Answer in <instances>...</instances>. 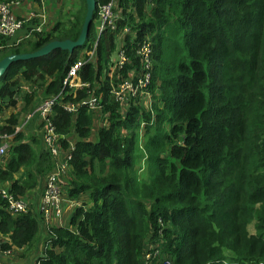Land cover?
Wrapping results in <instances>:
<instances>
[{"label": "trees", "instance_id": "16d2710c", "mask_svg": "<svg viewBox=\"0 0 264 264\" xmlns=\"http://www.w3.org/2000/svg\"><path fill=\"white\" fill-rule=\"evenodd\" d=\"M94 1L80 47L12 62L0 76V134L12 136L0 185L20 197L51 166L40 134L23 140L17 114L3 117L17 97L22 108L34 100V90L19 92V80L54 95L67 67L94 42L82 79L92 90L103 76L93 96L107 124L93 134L83 103L74 119L53 105L55 132L73 140L63 190L76 205L67 223L44 237L38 263L141 264L147 244L157 243L172 264H264V0H150L148 9L147 0H117L119 26L126 21L150 35V89L156 88L151 108L129 104L124 114L106 78L114 34L94 28L97 7L108 0ZM79 3L72 19L49 31L15 13L24 23L13 37H0V59L75 40L85 12ZM20 31L25 39L16 41ZM128 69L116 72L124 78ZM84 98L80 91L73 101ZM68 140H60L62 149ZM39 233L31 210L11 215L0 198V236L8 239L1 247L27 249Z\"/></svg>", "mask_w": 264, "mask_h": 264}, {"label": "built area", "instance_id": "2783aa9c", "mask_svg": "<svg viewBox=\"0 0 264 264\" xmlns=\"http://www.w3.org/2000/svg\"><path fill=\"white\" fill-rule=\"evenodd\" d=\"M147 1L145 9H148L150 6V0ZM16 3V1L0 2V37H13L24 23L25 19L22 20L17 17L12 10V6ZM33 16L31 13L28 14V18ZM121 18V7L118 5L117 0H108L98 5L94 28L97 34L106 29H109L114 34L113 50L107 65L106 78H110L108 92L112 99L120 106V113L124 114L129 104L139 105L145 109L151 108L156 88H153V92L150 89V35L145 31L137 34L136 29L128 25L126 21L119 26L118 22ZM33 28L38 30L36 26ZM125 35H128V42H124L123 40ZM94 46L95 42L79 52L76 59L65 70L60 81L59 90L54 95L41 98L35 107V112L40 119L39 134L48 152L51 166L44 176V185L35 208L31 209L26 195L23 197L14 196L8 191L6 186L0 185V198L5 200L7 211L11 215H14L31 210L39 223L40 229L47 236L51 234L50 231L53 227L64 226L61 222L60 224L58 223V220L63 215L64 207L72 209L76 205L73 200L64 195V181L62 178L69 166V150L72 149L73 142L71 144L70 140L72 139H70L68 140L67 148H61L60 140L65 139V136L56 133L50 122L53 105H60L64 111L72 114V119H74L77 105L83 103L86 111L91 114L93 122H96L97 128L105 127L107 124V114L102 113L101 105L98 103L99 99L97 98L96 100V97L93 96L94 89L99 92L101 85L99 80L103 79V76H99V80L95 82L96 85L93 86L92 90L90 89L89 82L82 79L83 66L93 59ZM124 65L129 67V69L123 78L118 76L116 71L120 70ZM112 77H114L113 81L111 80ZM80 91H84L87 94V98L74 102V96ZM98 112L102 116L99 117ZM30 116L31 113L26 115L22 125L25 124ZM19 129L21 128L15 126V131H19ZM11 138V135L0 134V166L2 165V159L7 152ZM44 237L40 241V248L37 255L33 257L31 264H39L37 259L44 255L43 248H41L47 244V240L45 241ZM4 241L8 243L7 237L0 236V264H8L12 250L16 248L12 245L11 247H1V243ZM141 264H172V261L161 255L157 243H149L141 257Z\"/></svg>", "mask_w": 264, "mask_h": 264}, {"label": "crops", "instance_id": "0c3cea01", "mask_svg": "<svg viewBox=\"0 0 264 264\" xmlns=\"http://www.w3.org/2000/svg\"><path fill=\"white\" fill-rule=\"evenodd\" d=\"M78 8H79L78 4L76 5L75 1L73 0H20L19 2L17 1V3L12 6V10L18 16L24 18L25 21H28L30 18H33L37 23V25L34 26L38 27V30L44 29L46 31H49L52 28V26L58 21L64 22L68 18L72 19V16L77 12ZM65 10H71V13L63 14ZM29 13L33 14L34 16L28 18ZM18 33L19 34L17 35L15 40L23 36L22 31ZM8 108L11 109L10 112H13L12 107H8ZM27 111H31V108L28 109ZM34 114L37 115V113L35 112V108L31 112L30 118ZM98 115L99 117L102 116L101 113L99 112ZM30 118L28 120H30ZM28 120H26V122H28ZM91 122H92V126H90V132L93 134L98 128L96 126V122L95 123L93 122L92 116H91ZM33 127L34 129H37L36 132L39 133L40 119L38 115H37V124L34 123ZM19 131L21 132V129H19ZM22 135L24 138L23 140L28 139L27 133ZM65 139L68 140L66 135H65ZM70 141L72 144L73 141L72 140ZM43 185H44V177L42 178L38 186L27 191L26 194L27 201L30 203L32 209L35 208L36 202L37 200H39V195ZM70 211H71L70 208H67L66 206L64 207L63 215L61 216L60 220H58L59 224L60 222L61 224L64 225L67 223L70 215ZM44 236H46L45 232L40 229V233L35 244L29 245L30 247H28L27 249L25 247H22L21 249L19 248L13 249L10 255L11 257L8 259V264H31L33 257L36 256L38 253V249L40 248L39 245L40 241Z\"/></svg>", "mask_w": 264, "mask_h": 264}, {"label": "water", "instance_id": "95a60500", "mask_svg": "<svg viewBox=\"0 0 264 264\" xmlns=\"http://www.w3.org/2000/svg\"><path fill=\"white\" fill-rule=\"evenodd\" d=\"M83 1L85 5V12L80 26L79 34L75 40H52L40 47L39 49L30 53L6 55L0 59V76L12 62L44 56L54 49H61L71 52L74 48L80 47L86 38L89 26L92 22V13L95 3L94 0Z\"/></svg>", "mask_w": 264, "mask_h": 264}, {"label": "rangeland", "instance_id": "374dc122", "mask_svg": "<svg viewBox=\"0 0 264 264\" xmlns=\"http://www.w3.org/2000/svg\"><path fill=\"white\" fill-rule=\"evenodd\" d=\"M75 1L76 5L78 4V6L80 5L79 3V0H73ZM62 6V4H61ZM71 13V10H65L63 12V14H69ZM25 33V32H23ZM21 39H25V35L23 34V36H21L20 40ZM17 88L19 90V92H31L34 90V94H35V97H34V100L32 102V104L28 105L26 108H22V101H20L19 97H17L16 99V105H14L13 108V113H16L17 114V127H20L21 128V132L22 134H26L27 133V136L30 138L31 135H37V129H34L33 125L34 123L37 124V115L34 114L30 120H28V122H25V124L22 125V123L24 122V119L26 118V115L31 113L33 111V109L37 106L38 102L40 101V99L42 97H44L42 91L40 90V87L39 89L37 88H33L31 85H29L27 82H25L24 80L20 79L19 82H18V85H17ZM31 108V111H27L28 109ZM11 111V109L9 108H5L4 110V113H3V117L6 116L7 114H9ZM30 127V128H29ZM93 135L90 136V138L92 139ZM33 149L34 150H37L38 146L36 144H33ZM69 176V171L66 172L63 176V179L64 178H67ZM32 209V208H31ZM247 229L249 232H252L251 231V224H249L247 226Z\"/></svg>", "mask_w": 264, "mask_h": 264}]
</instances>
